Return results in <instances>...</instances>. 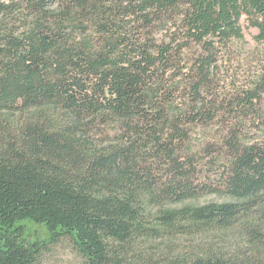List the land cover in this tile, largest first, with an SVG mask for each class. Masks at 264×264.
Listing matches in <instances>:
<instances>
[{"label": "trees", "instance_id": "16d2710c", "mask_svg": "<svg viewBox=\"0 0 264 264\" xmlns=\"http://www.w3.org/2000/svg\"><path fill=\"white\" fill-rule=\"evenodd\" d=\"M244 17L264 45V0H0V264H264V65L224 118L210 81Z\"/></svg>", "mask_w": 264, "mask_h": 264}, {"label": "rangeland", "instance_id": "374dc122", "mask_svg": "<svg viewBox=\"0 0 264 264\" xmlns=\"http://www.w3.org/2000/svg\"><path fill=\"white\" fill-rule=\"evenodd\" d=\"M240 26L244 35L243 40L234 42L227 51H224L220 55L218 63H216L211 70L210 81L213 90L220 96L219 103L216 104V107L221 110L220 114L222 118H224L225 112L231 109L229 105L234 103V100L241 91L252 89L255 86L259 77V72L264 65V45L256 40L258 35L257 29L253 27L252 22L246 17L242 18ZM151 39L157 41L160 40V36H151ZM185 84L186 83H183V85ZM251 112L253 111H250V113L247 112L249 117L243 118L241 121L242 125L236 127L237 131H241V134L245 136L244 138L248 141L247 143H254L257 142L256 140L264 138V102L262 101L261 105H257V107L254 108L255 113ZM32 115L34 114H31V116ZM15 117V120L18 119L20 123L29 118L28 116H21V114ZM230 125L232 127L234 126L233 123ZM211 130L213 135L208 137L207 142H209L214 149L220 148L218 146L222 145L218 143V139L214 134H217L222 129L220 126L215 125ZM202 156L205 162H209L212 158H218L217 155L206 156L205 154H201V157ZM210 170L209 166L204 168V172H207V175L210 174ZM224 201H226L224 198L208 195L195 201L186 202L183 206H203L209 203H220ZM25 226L26 234L29 236L30 240L45 241L49 236L44 226H36L30 222H27ZM43 264L84 263L76 253L72 242L64 240L58 246L51 249L50 253L45 256Z\"/></svg>", "mask_w": 264, "mask_h": 264}]
</instances>
